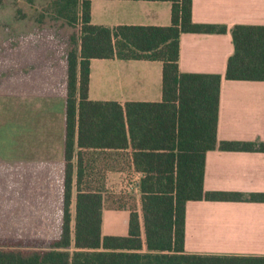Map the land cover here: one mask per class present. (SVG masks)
<instances>
[{"label": "trees", "instance_id": "16d2710c", "mask_svg": "<svg viewBox=\"0 0 264 264\" xmlns=\"http://www.w3.org/2000/svg\"><path fill=\"white\" fill-rule=\"evenodd\" d=\"M92 1L48 4L55 20L80 27L79 35L71 36L67 56L61 234L52 239L0 237V264H264V256L185 251L188 202L264 203V193L205 190L209 151L264 153V142L219 141L222 77L179 69L182 34H224L227 26L195 23L193 0H133L170 2L167 27L96 26ZM232 37L234 54L225 78L264 82V26L236 25ZM94 59L161 62L162 101H91ZM91 149L131 152L123 164L139 175L131 186L138 201L118 198L113 199L117 206H106V194L91 179L97 169L85 156ZM104 210L130 212L127 236L103 235Z\"/></svg>", "mask_w": 264, "mask_h": 264}, {"label": "crops", "instance_id": "0c3cea01", "mask_svg": "<svg viewBox=\"0 0 264 264\" xmlns=\"http://www.w3.org/2000/svg\"><path fill=\"white\" fill-rule=\"evenodd\" d=\"M171 9L170 2L93 0L91 21L93 25L109 28L167 27L172 23ZM193 21L226 25L228 29L224 34L185 33L180 39V72L222 77L218 140L264 142V82L225 78L228 60L234 54L232 29L236 25L264 26V0H193ZM38 56L23 65L25 78L21 80L20 92L0 94V159L20 165L57 163L63 166L68 53L64 54L60 77L51 73L52 56ZM47 61L51 65L45 75L41 70ZM162 71L163 64L158 61L94 59L89 98L94 102L122 105L161 102ZM44 78L52 86L49 92L41 89ZM131 155L130 151L91 149L85 156L91 168H133L123 164V157ZM138 178L136 174L135 180ZM204 188L264 193V153L209 151ZM129 218V211L104 210L103 235L127 236ZM185 251L264 256V203L188 202Z\"/></svg>", "mask_w": 264, "mask_h": 264}, {"label": "rangeland", "instance_id": "374dc122", "mask_svg": "<svg viewBox=\"0 0 264 264\" xmlns=\"http://www.w3.org/2000/svg\"><path fill=\"white\" fill-rule=\"evenodd\" d=\"M50 1L3 0L0 5V94H18L25 78L23 65L40 54L52 56L51 73L61 76L64 54L71 50V36L79 35L80 27L55 20L49 12ZM50 65L45 62L41 73L47 75ZM47 82L44 78L40 84L49 92L52 86ZM63 169L64 163L20 165L0 159V237L60 236ZM135 176L130 168H97L91 179L106 194V206L112 208L118 205L113 199L139 200L131 189Z\"/></svg>", "mask_w": 264, "mask_h": 264}, {"label": "built area", "instance_id": "2783aa9c", "mask_svg": "<svg viewBox=\"0 0 264 264\" xmlns=\"http://www.w3.org/2000/svg\"><path fill=\"white\" fill-rule=\"evenodd\" d=\"M138 180H139V178H138ZM136 181V180H135Z\"/></svg>", "mask_w": 264, "mask_h": 264}]
</instances>
